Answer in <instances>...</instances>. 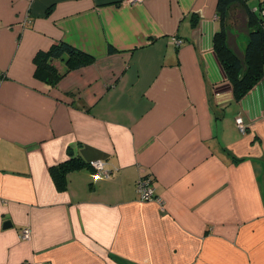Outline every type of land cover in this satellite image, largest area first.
<instances>
[{"label": "crops", "instance_id": "0c3cea01", "mask_svg": "<svg viewBox=\"0 0 264 264\" xmlns=\"http://www.w3.org/2000/svg\"><path fill=\"white\" fill-rule=\"evenodd\" d=\"M218 1L0 0V264H264V74L235 100ZM58 42L94 60L51 86ZM72 158L110 176L59 191Z\"/></svg>", "mask_w": 264, "mask_h": 264}, {"label": "trees", "instance_id": "16d2710c", "mask_svg": "<svg viewBox=\"0 0 264 264\" xmlns=\"http://www.w3.org/2000/svg\"><path fill=\"white\" fill-rule=\"evenodd\" d=\"M249 0H219L217 14L221 29L216 35V48L233 83L235 100H241L264 74V1L259 9H253ZM236 10V15L248 30V43L243 56L229 46L227 22ZM48 12H51L49 10ZM93 56L65 42L54 44L48 51H40L34 58L35 78L55 86L67 72L89 65ZM65 64L66 71L59 72L55 62ZM90 166V163L72 158L50 167L51 177L59 191L67 190V177L75 171Z\"/></svg>", "mask_w": 264, "mask_h": 264}, {"label": "built area", "instance_id": "2783aa9c", "mask_svg": "<svg viewBox=\"0 0 264 264\" xmlns=\"http://www.w3.org/2000/svg\"><path fill=\"white\" fill-rule=\"evenodd\" d=\"M133 1H140V0H133ZM237 126L241 131H246V126L244 124V121L242 118H238L236 120ZM91 167L95 170V177H109L110 174L108 171L104 170L102 163L100 162H92ZM138 192L140 193V196L142 200L149 201V200H156L157 197L155 196V191L153 187L150 185V182L146 179H142L138 183ZM30 237V230L25 229L22 231L21 238L22 239H28Z\"/></svg>", "mask_w": 264, "mask_h": 264}, {"label": "rangeland", "instance_id": "374dc122", "mask_svg": "<svg viewBox=\"0 0 264 264\" xmlns=\"http://www.w3.org/2000/svg\"><path fill=\"white\" fill-rule=\"evenodd\" d=\"M258 3L257 1H253V0H249L248 1V4L251 8L255 7L256 4ZM258 5V4H257ZM232 14L230 15L229 19H228V25H230L232 27V29H234L231 33L235 34V37H233V39L235 38L236 39V36H239L241 39V41H244L243 39L245 37H248L247 34H241L244 32V29H245V26L241 27L240 23H239V18L237 17L236 15V10H233L231 12ZM238 24V25H237ZM236 31L239 32L238 35H236ZM241 34V35H240ZM247 41V40H246ZM235 47V46H234ZM242 47V45H241ZM236 48V47H235Z\"/></svg>", "mask_w": 264, "mask_h": 264}, {"label": "water", "instance_id": "95a60500", "mask_svg": "<svg viewBox=\"0 0 264 264\" xmlns=\"http://www.w3.org/2000/svg\"><path fill=\"white\" fill-rule=\"evenodd\" d=\"M4 226H5L6 229L7 228H11L12 227V223L11 222H6Z\"/></svg>", "mask_w": 264, "mask_h": 264}]
</instances>
